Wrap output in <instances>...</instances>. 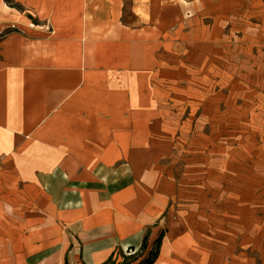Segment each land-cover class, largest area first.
Here are the masks:
<instances>
[{
	"label": "rangeland",
	"instance_id": "374dc122",
	"mask_svg": "<svg viewBox=\"0 0 264 264\" xmlns=\"http://www.w3.org/2000/svg\"><path fill=\"white\" fill-rule=\"evenodd\" d=\"M203 20L160 42L158 57L144 44V70H79L72 89L31 87L16 113L34 126L26 148L0 155V264L54 254L69 238L58 211L76 207L151 209L216 262L264 264V0H240L221 27ZM44 136L57 153L39 154ZM55 181L64 201L87 202L54 208Z\"/></svg>",
	"mask_w": 264,
	"mask_h": 264
},
{
	"label": "crops",
	"instance_id": "0c3cea01",
	"mask_svg": "<svg viewBox=\"0 0 264 264\" xmlns=\"http://www.w3.org/2000/svg\"><path fill=\"white\" fill-rule=\"evenodd\" d=\"M12 2L17 8L0 0V155L26 148L20 146L22 138L34 126L25 124L29 117L24 114L25 110L21 116L16 113L20 107L24 108V103L27 108L30 106L32 86L42 87L45 83L46 89H72L79 70H144V44H154L155 50H149V57H158L160 42H175L185 32L189 36L190 31L181 29L188 21L203 22L204 18L211 17L214 26L221 27L222 20L237 9L240 0ZM18 38L21 46L10 44ZM16 70H22L21 78L16 76ZM43 70L48 74L44 75ZM40 73L45 77L39 78ZM20 80L23 100L16 104L15 89L20 87ZM48 119L52 121L55 116ZM48 139L51 137L41 138L39 154L58 152L56 143L53 146ZM52 148L55 150L51 151ZM54 185L59 187L58 195L54 191L55 196L49 201L54 208L59 209L68 202H87L86 195L76 194L64 201L62 181H55ZM56 219L66 226L64 235L69 237L66 244L57 245L54 254L24 259L23 264H108L113 259L114 264H138L148 256L161 234L158 255L152 264H222L205 248L199 250L200 241L191 236V231L176 227L169 218L160 220L161 215L151 209L82 212L76 207L58 211ZM158 221L160 224L155 226ZM160 225L164 228L159 232ZM144 237L146 249L139 252ZM124 253L131 257L127 263L120 261L125 258Z\"/></svg>",
	"mask_w": 264,
	"mask_h": 264
},
{
	"label": "trees",
	"instance_id": "16d2710c",
	"mask_svg": "<svg viewBox=\"0 0 264 264\" xmlns=\"http://www.w3.org/2000/svg\"><path fill=\"white\" fill-rule=\"evenodd\" d=\"M161 236H162V234L155 241L153 248L148 253V256L138 264H152L155 261L157 255H158ZM145 249H146V237H144V239H143V242L139 248V252H143V251H145ZM128 250L132 251L133 248H129ZM137 256H139V255H137ZM123 259H125V258H123Z\"/></svg>",
	"mask_w": 264,
	"mask_h": 264
}]
</instances>
